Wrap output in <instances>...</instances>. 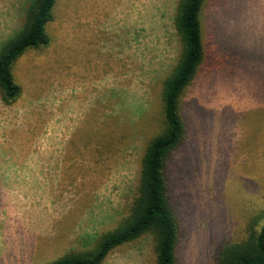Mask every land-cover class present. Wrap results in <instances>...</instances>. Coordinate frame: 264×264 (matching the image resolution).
Segmentation results:
<instances>
[{
  "label": "rangeland",
  "instance_id": "obj_1",
  "mask_svg": "<svg viewBox=\"0 0 264 264\" xmlns=\"http://www.w3.org/2000/svg\"><path fill=\"white\" fill-rule=\"evenodd\" d=\"M32 1L0 0V52ZM179 2L57 0L50 47L17 64V102L0 100V264L92 252L127 213L146 141L163 129ZM203 22L205 43L233 52L182 101L187 139L169 163L179 264H217L264 211V0H206ZM155 260L146 236L103 264Z\"/></svg>",
  "mask_w": 264,
  "mask_h": 264
},
{
  "label": "trees",
  "instance_id": "obj_2",
  "mask_svg": "<svg viewBox=\"0 0 264 264\" xmlns=\"http://www.w3.org/2000/svg\"><path fill=\"white\" fill-rule=\"evenodd\" d=\"M205 2L180 0L178 4L175 26L181 52L177 65L161 83L163 129L146 141L136 191L127 213L113 231L99 238L92 252H72L49 264H103L114 250L146 236L153 241L155 264H179L180 223L171 194L169 163L187 139L182 101L205 67L214 72L224 70L228 62L224 58L231 60L233 52L226 46L205 43ZM56 4L57 0H33L22 30L2 48L0 100L4 105L15 104L21 95L14 74L19 61L31 51L50 47L47 27L54 21ZM242 55L243 51L237 52L233 60H243ZM263 218L264 211L256 214L247 238L224 246L217 264H264V226L257 229Z\"/></svg>",
  "mask_w": 264,
  "mask_h": 264
}]
</instances>
